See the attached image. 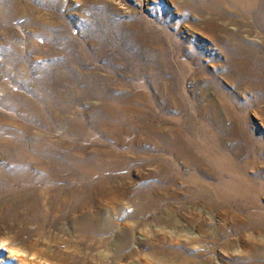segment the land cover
Returning <instances> with one entry per match:
<instances>
[{
  "label": "rangeland",
  "instance_id": "374dc122",
  "mask_svg": "<svg viewBox=\"0 0 264 264\" xmlns=\"http://www.w3.org/2000/svg\"><path fill=\"white\" fill-rule=\"evenodd\" d=\"M0 264H264V0H0Z\"/></svg>",
  "mask_w": 264,
  "mask_h": 264
}]
</instances>
